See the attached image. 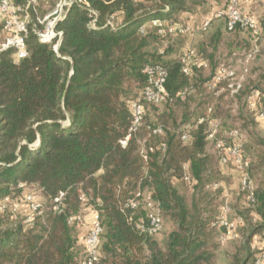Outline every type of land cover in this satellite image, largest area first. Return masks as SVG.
Listing matches in <instances>:
<instances>
[{
  "label": "trees",
  "instance_id": "obj_1",
  "mask_svg": "<svg viewBox=\"0 0 264 264\" xmlns=\"http://www.w3.org/2000/svg\"><path fill=\"white\" fill-rule=\"evenodd\" d=\"M84 1L70 5L54 26L61 36L48 41L36 35L44 28L46 14L38 21L30 9L26 56L17 58L13 49L0 52V206L8 199L0 209V264H82L78 223L68 219L86 206L97 211L102 226L101 256L95 264H205L210 256L205 248L206 224L188 215L175 183L194 187L201 180L207 165L204 147L207 142L214 145L205 129L215 116L214 105L206 104V120L202 117L196 125L193 119L179 128H168L166 123L176 106L182 105L189 114L191 104L197 107L201 102L199 73L212 66L211 55L203 56L201 51L207 44L216 46L212 43L220 40L222 32L216 29L208 43L176 59L171 55V40L181 34L159 33L148 23L187 25L178 18L212 0ZM111 19L116 23L108 24ZM260 21L261 32L253 36L239 25L228 30L224 20L226 33L249 34V49L242 59L254 45L261 48L264 16ZM141 26H145L143 33ZM159 41L157 51L151 50ZM183 56L188 61L182 62ZM155 64L167 71L164 86L170 96L157 104L142 99L147 84L143 69ZM221 64L225 63L217 64L205 83ZM184 66L188 74L183 73ZM256 91L257 116L264 108L259 104L262 94ZM139 97L141 121L122 145L120 140L133 121L131 102ZM184 112L182 116L187 115ZM158 127L161 132L153 133ZM218 127H223L220 119ZM184 167L188 181L183 179ZM31 186L41 194L44 211L26 222L29 206L22 213L14 205L24 188ZM61 191L66 192L65 199L54 210L52 201ZM243 191L251 218L256 220L250 233L262 232L264 189L254 186L252 202ZM145 197L159 211L160 232L165 215L176 224L163 246L154 239L160 232L148 234L136 226L139 220L149 222ZM132 199L135 208L127 205ZM250 258L247 253L239 264H254Z\"/></svg>",
  "mask_w": 264,
  "mask_h": 264
},
{
  "label": "rangeland",
  "instance_id": "obj_2",
  "mask_svg": "<svg viewBox=\"0 0 264 264\" xmlns=\"http://www.w3.org/2000/svg\"><path fill=\"white\" fill-rule=\"evenodd\" d=\"M56 1L36 0L35 12H37L39 17L43 16V13L52 12ZM223 5V0H212L205 5L197 6L189 15L178 18L180 22L188 23L192 30L187 33H181V35H175L171 40V55L176 59L187 53L188 50L193 51L192 49L197 47V45L200 47V44L208 43L209 39H211V34L216 29L222 32V36L220 40H215L212 43L213 45L216 44V46L212 47L207 44V47H203L205 52L201 51V55L210 54L212 57L210 59L212 62L211 68H206L199 73L201 85H199L198 93L201 102H199L197 107L191 104L187 110V112H190L189 114L183 111L182 105L176 106L171 118L167 117L168 123L166 125L168 128H179L186 120L191 122L190 119H193L192 121L196 125L203 118L206 120V104H213L215 116L209 119L215 124H218L220 119L223 124V127H213L218 138H226V143H229L227 140L229 137L228 133L236 129L240 131L243 154L251 165L249 172L252 183L257 189H264V122L257 118L255 108L253 109L249 105V102L254 100L253 96L257 92L256 90H258L263 98L259 100V104L264 108V33H262L260 39L261 48L259 49H261V52L258 51L256 55H252V58L246 62L245 58L242 59V56L243 52L249 49V40H247L249 34L247 32L226 33L223 29L225 17L215 18L213 25L205 33L197 35L196 31L200 26L199 24L203 20L211 18L215 11L222 10ZM242 12L257 18L258 22L262 23L260 20L264 16V0L245 1L242 4ZM112 22L115 23L113 19ZM160 45L159 41L157 46L153 44L150 49L157 51ZM219 63H225L227 73H234L235 79L215 83L217 71L221 65H225L221 64L212 74V79L205 83V79L210 77L212 71ZM203 81L207 89L216 91L211 94L210 92L212 91H208L205 88L204 84H202ZM234 82L240 83L241 87L239 89L241 90L239 92L238 90L232 92L227 87L228 84L230 85ZM216 86L217 88H215ZM227 89L230 90L229 93L226 92ZM251 91L253 92L251 93ZM255 102L257 103L256 99ZM161 108L163 110L164 106ZM183 112L187 115L182 116ZM211 124L214 123H210V127L209 125L206 126V131L212 128ZM229 129L231 130L229 131ZM214 147L210 142H207L204 147L207 165L206 170L201 174V180L198 181V184L193 187L180 181L175 183V187L178 194L184 199L188 215L206 224L204 228L205 248L210 256L209 262L205 264H239V259L247 253L251 257L250 263H253L255 256L264 252V231L251 235L250 232L255 227V222L253 221L255 219L251 218L248 210L246 193L240 186V174L231 163L228 162L226 165H222L219 162L218 153ZM24 190L16 200L17 205L15 204L14 206H18L20 211L24 213L26 205H28L25 197L31 195L34 197V202L40 203L44 211L43 198L39 191L32 188V186L25 187ZM225 206L229 207L226 214L223 211ZM86 208L88 207L86 206ZM27 216L29 219L32 217L34 219L37 215L35 212H30ZM222 216H225L226 221L232 223V225H221L219 222ZM26 217L24 221H26ZM239 217L242 218L241 221H238ZM32 221L30 220L29 222ZM91 222V212L83 210L82 221L78 223L76 230L77 239L79 237L77 247L80 250L84 249L82 241L88 233ZM174 229H176V224L165 215L164 230L156 235L154 239L160 246H163L168 234Z\"/></svg>",
  "mask_w": 264,
  "mask_h": 264
},
{
  "label": "built area",
  "instance_id": "obj_3",
  "mask_svg": "<svg viewBox=\"0 0 264 264\" xmlns=\"http://www.w3.org/2000/svg\"><path fill=\"white\" fill-rule=\"evenodd\" d=\"M80 2L82 4H86L84 0H59V2L56 4L55 9L48 14L47 17L44 18L45 24L44 28L41 31H38L36 33L37 37L41 41H48L53 37H60L61 32L55 31L54 26L55 24L61 20L65 15L70 7V5L73 2ZM224 5L222 10L215 11V13L212 15L211 18L205 19L199 24V28L197 31H204L208 28L210 25V22L213 18H221L225 17L226 19V27L228 30H232L236 25H239L241 28H244L248 30L253 36H257L261 32L260 23L258 22L257 18L246 15L242 12V4L247 0H223ZM25 6V7H24ZM18 5L13 3L10 0H0V13L2 16V30L4 32V38L0 41V52L6 51L9 49H13L15 51L17 58H23L27 54V46H26V37L28 35V20H29V10L30 8H35V2L34 0L30 1L28 4L25 5ZM40 20V19H39ZM41 22V21H40ZM108 24L113 25L112 19L108 21ZM151 27H156L159 33H165L166 31L169 33H187L190 32L192 29L190 28L189 24L187 25H179L178 23H174L171 26H167L166 23L160 21V20H152L148 23ZM91 26H93L91 24ZM167 26V27H166ZM145 30V26H141L139 28V32L143 33ZM196 31V32H197ZM259 51V48L257 45H254L246 55H244L245 62L249 61L250 58H252V55H256V53ZM248 56V57H247ZM186 57L182 58V62H184ZM188 61V60H187ZM203 66H206V63H202ZM226 65H221L219 70L216 73V80L217 82H223V81H229L232 79H235L234 73H227V70L225 69ZM183 73L188 74L189 70L186 66L182 68ZM143 73L146 75L147 78V84L145 85L143 91H142V99L145 101L153 102L155 104L157 103H163L167 99L170 98L169 93L166 91V88L164 86L167 71L166 69L159 64L155 65H147L143 69ZM228 84V83H227ZM228 88L231 89L232 92H236L240 87V83H231L230 85H227ZM257 93L255 92L256 96ZM180 98L184 97V93L181 92L179 94ZM140 97L136 100L131 102V110H132V116L133 121L132 125L129 128V132L124 136L123 139L120 140V143L122 145H125L127 141L131 137V133L136 130L138 127L142 113H143V107L140 102ZM249 105L251 108H255L256 102L255 100H251L249 102ZM210 110V109H209ZM257 118L262 119L264 121V111H258L257 112ZM201 122V121H199ZM211 124L210 130L207 131L208 139L211 141H214L215 149L217 150V153L219 155V160L222 165H226L228 162L233 165V167L239 172L240 174V185L242 190L247 191V198L249 201H253V188L254 185L252 183V180L250 179L248 168L250 166L249 160L244 156L243 154V148L240 142L241 133L236 130H231L228 134V142L226 143L225 139L218 138L215 129L213 127H218V124H215V122ZM213 125V126H212ZM210 127V125H209ZM161 129L158 127L153 130V133H160ZM182 138H187L186 133L182 135ZM189 174L186 171V167H184V174L183 179L185 181L189 180ZM22 184H20L21 186ZM66 192H59V194L53 199V209L59 210V208L62 205L63 200L65 199ZM82 202L85 201V196L81 195ZM8 199H4V202L0 206V209H4L5 203ZM25 200L28 202V206L30 208V212H35L36 215H40L43 213L42 206L40 203L34 202V197L31 195H28L25 197ZM146 207L149 208L148 211V218L149 222L146 225L143 220H139L136 222V226L143 232H146L148 234H157L162 229V219L159 215L158 209L153 205V202L149 200V197H145ZM129 206L132 208L136 207V202L132 199L128 201ZM83 210H89L92 214V222L88 229V233L83 239V247H84V257L82 260V264H95V262L100 258L101 252L99 249V241H100V235L102 233V226L99 221L98 213L95 209H93L91 206H87ZM16 207H13V210L15 211ZM229 210V207H224V213ZM30 220H33V217L29 219V217H26V222H29ZM242 218L239 217L238 221H241ZM82 221V213L78 214L76 216H72L68 219L69 223H80ZM221 225H228L231 226L232 223H229L226 221V217L222 216L220 218ZM254 264H264V252H261L260 254L255 256Z\"/></svg>",
  "mask_w": 264,
  "mask_h": 264
},
{
  "label": "crops",
  "instance_id": "obj_4",
  "mask_svg": "<svg viewBox=\"0 0 264 264\" xmlns=\"http://www.w3.org/2000/svg\"><path fill=\"white\" fill-rule=\"evenodd\" d=\"M10 1H12L13 3H15V4H18V5H25V4H28L30 1H32V0H10ZM34 2H35V4H36V0H34ZM25 7V6H24ZM31 9V8H30ZM35 8H33V9H31V11L33 12V14H34V16H36V19H38V21H39V19H40V17L37 15V12H35ZM50 12H46L45 14V16H44V18L45 17H47L48 16V14H49ZM183 16H186L185 14L184 15H181V18H183ZM116 22H117V24H119L120 22H121V19L120 18H117L116 19ZM115 22V23H116ZM4 38V32H3V30H2V16H1V13H0V41L2 40Z\"/></svg>",
  "mask_w": 264,
  "mask_h": 264
}]
</instances>
